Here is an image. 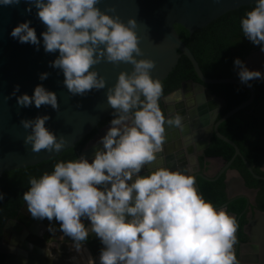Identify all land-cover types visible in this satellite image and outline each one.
<instances>
[{
  "label": "clouds",
  "instance_id": "9594fccd",
  "mask_svg": "<svg viewBox=\"0 0 264 264\" xmlns=\"http://www.w3.org/2000/svg\"><path fill=\"white\" fill-rule=\"evenodd\" d=\"M20 2L0 0V5ZM27 2L26 11L35 7L46 30L38 36L29 20L10 35L37 50L42 44L45 52H58L49 65L63 73V85L73 96L107 87V102L114 110L91 158L80 154L59 160L52 171L29 178L22 198L31 216L58 224L77 252L94 234L101 244L98 264H239L236 218L198 191L195 159L183 168H172L161 155L167 128L183 132L186 126L180 113L166 116L161 107L162 98L168 103L175 94L165 96L162 81L153 76L156 62L138 58L143 56L138 21L133 17L124 22L102 10L101 0ZM254 5L241 17L240 27L243 36L264 52V0H255ZM102 62H123L133 68L121 71L108 87L95 67ZM234 67L240 81L249 86L264 79V72L250 69L240 58L234 60ZM49 75L43 72L39 79ZM19 92L17 84L11 95L19 106L60 108L57 93L43 84L31 95ZM50 119L44 114L21 120L29 130L24 143L31 145V151L66 149V138L46 126ZM4 197L0 192V200ZM45 252L54 259L48 249Z\"/></svg>",
  "mask_w": 264,
  "mask_h": 264
},
{
  "label": "water",
  "instance_id": "95a60500",
  "mask_svg": "<svg viewBox=\"0 0 264 264\" xmlns=\"http://www.w3.org/2000/svg\"><path fill=\"white\" fill-rule=\"evenodd\" d=\"M254 3L255 0H101L98 5L102 10L110 11L112 15H119L124 22L133 17L138 21L137 31L140 36V46L143 50V56L138 58H150L156 62L155 68L152 70L154 77L164 81L178 65L182 56H185L191 62L200 82H189L196 87V92L187 94L185 98L187 106L190 105L189 113L185 108L177 112L184 117L186 127L183 132L171 126L167 128V139L161 155L164 156L165 163L169 166L168 162L177 158V153L173 150L178 149L177 146L181 144L178 143L179 140L191 131L198 133L199 140L206 139L204 147L209 146L211 138L215 135L235 150L232 159L225 164L216 178L201 174L195 176V183L200 193L202 191L197 179L198 176L207 181H216L222 175L227 176L238 156L242 158L245 167L254 178L264 181V177L254 173L253 168L243 157L236 143L219 131V126L223 122L245 110L253 103L255 91L252 86L242 83L238 78H207L201 71L199 63L191 50L181 40L175 26L180 25L190 33H194L206 28L210 23L228 12L254 5ZM27 7V0H21L16 5H0V178L6 172L36 166L58 158L63 152L74 148L95 130L99 134L102 131L100 124L111 118L114 111L107 102V87L99 91L93 90L85 96H73L63 85V73L49 65V62L56 58L58 52L47 53L44 51L42 44L37 50L35 45L20 43L10 35L13 28L19 23L29 20L31 26L35 27L38 36L46 30V26L36 16L37 10L35 7H33L31 13L26 11ZM113 8L115 11H111ZM251 59L249 57L248 61L254 64ZM95 67L101 75L106 77L108 87L115 84L121 71L131 72L133 68L131 64L123 62L118 65L102 62ZM43 72H49L50 75L46 80L41 81L39 76ZM17 84L20 85V92L17 95L23 93L33 94L38 84H43L47 89L55 91L60 103L59 110L56 111L49 105H43L40 108H36L34 104L30 107L19 106L16 97L11 95ZM220 84L241 86L249 91L251 96L247 101L218 119L220 110L226 106V100L213 95L206 85ZM182 91L183 88H180L172 94L180 96ZM165 113L166 116L174 115V111L168 107H166ZM44 114L51 116L46 126L55 131L58 137L63 136L66 138V149L62 150L61 153L48 152L47 150L36 153L31 151V145L24 143L29 130L23 128L21 120L32 119L37 115ZM91 147L92 145H88L81 154L89 157L93 151ZM238 198H244L248 202L243 212L245 214L251 205L246 195L228 197V202L220 207H224L228 211V205ZM27 210V204L25 203L19 215L24 214ZM231 215L236 218L239 228L241 216ZM50 223L54 222H50L46 218L41 220L31 217L25 224V228L22 229L18 239L22 250L17 253L3 251L6 253L3 264H51L43 250L44 243L48 242L42 239L40 233L49 229ZM5 231H7V228H5ZM238 232L239 229L236 233V252L239 245ZM93 235L90 233L89 237ZM82 250L90 258H92V255L97 254L94 248L86 243L79 252ZM80 255L83 256V253L81 252Z\"/></svg>",
  "mask_w": 264,
  "mask_h": 264
},
{
  "label": "trees",
  "instance_id": "16d2710c",
  "mask_svg": "<svg viewBox=\"0 0 264 264\" xmlns=\"http://www.w3.org/2000/svg\"><path fill=\"white\" fill-rule=\"evenodd\" d=\"M253 7L254 5H249L228 12L210 23L206 28L194 33H190L180 25L175 26L181 40L191 50L199 63L201 71L207 78H239L234 67V60L240 58L244 61L252 52L260 50L259 46L254 45L243 36L240 27L241 17ZM189 80L200 82L191 62L185 56H182L178 65L162 81L164 94L167 95L173 92L181 87L183 82ZM251 86L255 91L253 103L245 110L223 122L219 126V131L236 143L255 174L264 177V172L260 170V165L264 162V79L251 81ZM206 87L213 95L226 100V106L221 109L218 119L247 101L251 96L245 88L233 84L206 85ZM112 118L103 121L100 127L109 124ZM96 133V130L93 131L74 148L66 150L58 158L36 166L4 173L0 178V192L5 194L4 199L0 200V242L7 222L14 219L25 204L22 196L30 186L29 178L31 176L38 177L45 171H52L55 163L59 160L67 161L78 158ZM234 153L235 150L231 145L214 136L205 155L221 158L228 162L232 159ZM232 168L237 169L243 175L247 187L260 190L257 197V206L259 210L264 212V181H260L251 175L241 157L236 158ZM199 184L204 198L211 201L215 206L220 207L228 202L224 176L216 181L200 179ZM246 207L247 200L244 198H238L228 205L230 214L241 216L238 228L241 241L246 240L244 227L247 219L246 214H243ZM2 263L3 256L0 254V264Z\"/></svg>",
  "mask_w": 264,
  "mask_h": 264
},
{
  "label": "flooded vegetation",
  "instance_id": "af4514ba",
  "mask_svg": "<svg viewBox=\"0 0 264 264\" xmlns=\"http://www.w3.org/2000/svg\"><path fill=\"white\" fill-rule=\"evenodd\" d=\"M249 57L252 58L251 60L254 62V64L251 61L250 62L248 61ZM244 62L247 64V66L250 69H252V70H260V71L264 72V52H262L261 50L252 52L248 57H246ZM190 81L191 80L183 82L181 87L176 89V90H178L180 88H183L182 94L180 96H174L173 99L170 102H168L167 104L165 103V101H163V98L161 99V102H162V106L161 107L164 109V112H165L166 107H168V108H170L171 110L174 111V115L177 112L182 111L183 108H185L187 110V112L189 113V111H190L189 106L190 105L187 106L185 98H186L187 94L196 92V87L193 84H190L189 83ZM185 83H187V84H185ZM176 90H174L173 92H171L169 94L174 93ZM169 94H167L165 96H168ZM165 115H166V113H165ZM108 126H109V124L101 127V130L103 131V129L107 128ZM102 131L99 134L96 133L92 137V139L88 142V144L86 145L85 148H87L88 145L91 146L93 141L97 139V137L102 133ZM185 137H190L191 139L185 140ZM212 138H211V141H212ZM205 141H206V139H204V138L199 140L198 133H194V131H191L190 133L186 134V136L184 135V137L182 136L181 140H179V142H178V143H181V144H179L177 146L178 149L175 148L173 150L175 153H177V158L173 159V160H170L168 162L169 166H171L172 168H178V167L179 168H183L185 165H188L190 163V159L191 158H194L195 159V163L193 165L194 177L196 175L201 174V175L206 176V177L216 178L218 175L215 176V177H212V176L206 174L205 172H203L202 169H200V161H199L200 155L203 156L202 159H217V157H209V156L205 155L206 150L208 149V147L211 144V141H210L209 146L208 147H204ZM225 163H227V162L225 161ZM195 166L198 167V169H195L194 168ZM231 169L232 170H229V171H234L236 174H238V173L240 174V175L238 174L240 180L243 181L245 187L248 190H250V193H251V197L246 195L249 198V201L251 202V205H250L249 210L245 214L248 215L250 212H253L254 214L255 213H259V214H263L264 215V212L259 210L258 206H257V197L259 195L260 190L259 189H252V188L247 187L243 175L237 169L232 168V167H231ZM260 170L262 172H264V162L260 165ZM222 176H224L225 179L227 177L226 175H222ZM260 177H262V176H260ZM197 179H198V182H199L200 179H203V178L198 176ZM260 181H263V180H260ZM225 184H226V182H225ZM199 186H200V184H199ZM241 195H243V194H241ZM21 209H20V211H21ZM20 211L18 212V215L14 219H11V220H9L7 222V224L5 226V228H7V231H5V228H4L5 232L3 234V238H2V240L0 242V254L3 256V262H4V259H5V256H6V253H4L3 251H6V252H8V251L12 252L13 251L14 253H17L18 251L22 250V248L19 246L18 239L20 237V234L22 233V229L25 228V224L28 222V220L32 216H31V214H30V212L28 210L25 211L24 214L19 215ZM262 221H260V224L264 225V223ZM247 224H248V221H247L246 225ZM56 225H58V224L52 225L53 229H54V226H56ZM246 225H245V227H246ZM245 227H244V231H245ZM28 232L31 233L29 230H28ZM34 232H35V229H34ZM40 233H41V235L43 237L42 239H44V241H45V240H47V236L50 234V231H49V229H47V230L42 231ZM238 238H239V245H238V251L236 252L237 260H238V253H239L240 247L243 244V241L240 240L239 232H238ZM44 245L45 246L43 247V250H44V253L46 255L45 250L46 249L49 250V248H48L49 247L48 246L49 243H44ZM235 249H236V245H235ZM47 257H48V255H47Z\"/></svg>",
  "mask_w": 264,
  "mask_h": 264
},
{
  "label": "crops",
  "instance_id": "0c3cea01",
  "mask_svg": "<svg viewBox=\"0 0 264 264\" xmlns=\"http://www.w3.org/2000/svg\"><path fill=\"white\" fill-rule=\"evenodd\" d=\"M107 128L103 129L102 133L93 141L91 147L93 148V151L89 155V158L94 155V146L99 138L106 133ZM202 157V155L199 157L200 169L212 177L220 174L226 164L221 158L202 159ZM194 168L198 169L196 166ZM225 182L227 197H235L241 194L251 197L250 190L245 187L243 181L240 180L238 174L234 171L228 172ZM246 219L248 221L244 231L246 240L243 241V244L240 247L238 261L240 264H264V225L260 224V221L262 220L264 223V215L250 212L246 215ZM63 242L64 241L61 240L57 243L52 242L48 245L49 251L54 257V259L49 256L47 257L49 261H51V264H94V261L98 264V253L101 244L99 240L95 238V235L89 237L86 242V244L91 248H94L97 253L96 255H92V258L88 257L83 250L81 251L83 256H81V252H77L73 247V242H68V244Z\"/></svg>",
  "mask_w": 264,
  "mask_h": 264
},
{
  "label": "rangeland",
  "instance_id": "374dc122",
  "mask_svg": "<svg viewBox=\"0 0 264 264\" xmlns=\"http://www.w3.org/2000/svg\"><path fill=\"white\" fill-rule=\"evenodd\" d=\"M63 240L65 244H68V242H73L69 237H66L60 230L59 225L54 226V231L50 232V234L47 236V242L51 244L52 242H59Z\"/></svg>",
  "mask_w": 264,
  "mask_h": 264
}]
</instances>
